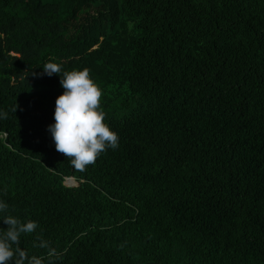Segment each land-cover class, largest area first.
Returning <instances> with one entry per match:
<instances>
[{"label":"trees","instance_id":"obj_1","mask_svg":"<svg viewBox=\"0 0 264 264\" xmlns=\"http://www.w3.org/2000/svg\"><path fill=\"white\" fill-rule=\"evenodd\" d=\"M0 264H264V0H0Z\"/></svg>","mask_w":264,"mask_h":264},{"label":"rangeland","instance_id":"obj_2","mask_svg":"<svg viewBox=\"0 0 264 264\" xmlns=\"http://www.w3.org/2000/svg\"><path fill=\"white\" fill-rule=\"evenodd\" d=\"M65 183L68 184V185H72L73 184L72 182H69L67 179H65Z\"/></svg>","mask_w":264,"mask_h":264},{"label":"clouds","instance_id":"obj_3","mask_svg":"<svg viewBox=\"0 0 264 264\" xmlns=\"http://www.w3.org/2000/svg\"><path fill=\"white\" fill-rule=\"evenodd\" d=\"M69 178H71V177H67V178H65V179H67V180H68ZM72 183H74V180L72 181Z\"/></svg>","mask_w":264,"mask_h":264},{"label":"bare ground","instance_id":"obj_4","mask_svg":"<svg viewBox=\"0 0 264 264\" xmlns=\"http://www.w3.org/2000/svg\"><path fill=\"white\" fill-rule=\"evenodd\" d=\"M68 181H70V180H68Z\"/></svg>","mask_w":264,"mask_h":264}]
</instances>
